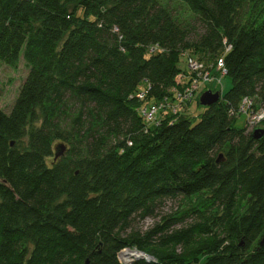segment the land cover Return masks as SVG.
<instances>
[{
	"label": "trees",
	"instance_id": "trees-1",
	"mask_svg": "<svg viewBox=\"0 0 264 264\" xmlns=\"http://www.w3.org/2000/svg\"><path fill=\"white\" fill-rule=\"evenodd\" d=\"M171 1L195 19L159 0H0V61L30 66L0 109V264H122L128 247L154 259L132 264H264V138L236 127L244 99L264 110V0ZM185 53L205 67L224 56L232 87L196 124L168 113L145 132L139 110L173 95ZM68 98L88 129L71 161L55 160L54 141L75 138L59 125ZM177 199L176 213L124 237Z\"/></svg>",
	"mask_w": 264,
	"mask_h": 264
},
{
	"label": "rangeland",
	"instance_id": "rangeland-1",
	"mask_svg": "<svg viewBox=\"0 0 264 264\" xmlns=\"http://www.w3.org/2000/svg\"><path fill=\"white\" fill-rule=\"evenodd\" d=\"M161 4L164 6H167L168 8H172L176 16L183 20H187L188 22H192V20L195 19V15L187 9L185 6H180L176 1L171 0H159ZM244 20H248L253 13L252 7H246L243 10ZM194 23V22H193ZM194 27L196 28L194 31V34L192 35L191 39L195 40L197 39L198 35H201L204 33V27L199 24V22L194 23ZM216 61V60H215ZM186 60L182 59L180 63V67L182 69L186 68L185 64ZM215 62L209 63V66L213 65ZM208 66V67H209ZM30 66L27 63V61L21 57L18 62L12 65L4 64L0 61V109L4 110L6 113H9L21 88V85L23 84L24 80L26 79L28 73H29ZM215 82L213 84H208L207 86H204L202 90L196 95L193 102L190 104L188 108H185L183 111L184 115H188L192 121L193 124H196L200 120V115L205 111V107L201 106L199 104V99L201 95L208 91L213 90L215 92H221L222 94L227 93L230 88L232 87V80L228 76H218L214 78ZM145 87V83L141 84V89ZM258 104V106H261L259 102H255ZM66 106L61 109V113L59 114V125L62 127L61 132L65 133L67 137L74 138L69 142H65L63 140H56L54 141V151L56 150L57 146L64 145L65 146V154L60 159H64L65 161H71L73 159V150H78L81 140L84 138V129L80 126V124H76L77 116H79V110L81 109L80 104L73 98H68L66 102ZM257 111V110H255ZM249 112L246 111L243 112L240 116L236 119V127L237 128H244L248 127L250 130V122L251 119L249 118ZM43 118L41 114L39 113V118L33 123H30L26 130L28 133L32 131L38 130L42 126ZM264 124V121L261 123ZM99 125H101L99 123ZM97 124H93V129H98ZM102 128V125L100 126ZM99 131H101L99 129ZM74 136V137H73ZM76 139V141H75ZM114 140V138H112ZM26 140V139H25ZM24 140V141H25ZM51 162V161H50ZM181 201L180 199L177 200H167L164 202V204L158 209L156 212V215L154 217H146L141 218L137 217L131 224V226L123 233L124 237H127L128 235H131L132 233H140L141 235H144L146 232L152 230L158 223L161 222V218L165 217L167 215L176 213L178 208L180 207ZM245 201H243V205L240 206L239 213L243 212L245 208ZM191 221H187L185 224H189ZM185 224L183 226H185ZM181 226H176L175 229H179ZM205 240V239H204ZM126 251H137L140 253H144L142 251H139L136 248H125L119 253V261L122 264H132L136 260H140L142 258L138 259H132L129 263H126L125 260L122 257V253ZM165 253L168 255H176L178 257H189L192 254V251L184 252L182 250H165ZM150 256V255H148ZM152 257V256H151ZM154 260V259H153ZM193 264V263H192Z\"/></svg>",
	"mask_w": 264,
	"mask_h": 264
},
{
	"label": "built area",
	"instance_id": "built-area-1",
	"mask_svg": "<svg viewBox=\"0 0 264 264\" xmlns=\"http://www.w3.org/2000/svg\"><path fill=\"white\" fill-rule=\"evenodd\" d=\"M231 49V45L226 46L225 54ZM183 57L186 60V68L175 78L176 87L172 90L173 95L171 97H166L164 100H151L146 102L139 110L146 125L145 132H148L149 127L159 125L168 113L172 115L183 114L184 109L190 106L196 95L204 86L213 84L215 82L214 78L218 76H227L228 72L224 63V56L218 58L215 63L209 67L203 66L202 63L190 53H185ZM150 88L151 87L147 85L141 90L137 94L138 99L146 101L147 93ZM253 104L254 101L246 98L240 108V114H243L244 111L247 113L249 112V118L251 119L250 131H253L264 121V110L258 109L254 111L252 109ZM173 123L174 121H171V124Z\"/></svg>",
	"mask_w": 264,
	"mask_h": 264
},
{
	"label": "water",
	"instance_id": "water-1",
	"mask_svg": "<svg viewBox=\"0 0 264 264\" xmlns=\"http://www.w3.org/2000/svg\"><path fill=\"white\" fill-rule=\"evenodd\" d=\"M219 100H221V94H220V92H214L213 90H208V91L204 92L201 95V97L199 99V102H200L201 106H203V107H211L214 104H216L217 102H219ZM252 138L255 139V140H257V141L262 140L264 138V128H262V127L255 128L252 131ZM65 149L66 148H65L64 145L57 146V148L55 150V157H54V159L55 160H58L59 158H61L62 156H64ZM222 157H223L222 155L219 157V159L217 161L218 163H220L222 161L221 160ZM141 254H143L145 256L142 259H146L147 261L153 260V257L148 256V255H145L144 253H141Z\"/></svg>",
	"mask_w": 264,
	"mask_h": 264
},
{
	"label": "bare ground",
	"instance_id": "bare-ground-1",
	"mask_svg": "<svg viewBox=\"0 0 264 264\" xmlns=\"http://www.w3.org/2000/svg\"><path fill=\"white\" fill-rule=\"evenodd\" d=\"M122 257L126 263H129L132 259L143 258L145 256L137 251H126L122 253Z\"/></svg>",
	"mask_w": 264,
	"mask_h": 264
}]
</instances>
